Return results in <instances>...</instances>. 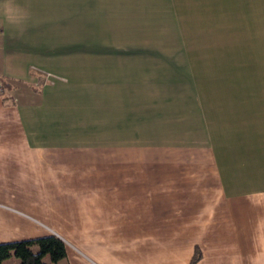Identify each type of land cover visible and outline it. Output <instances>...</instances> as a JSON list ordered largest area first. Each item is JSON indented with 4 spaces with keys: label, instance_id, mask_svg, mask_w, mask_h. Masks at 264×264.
<instances>
[{
    "label": "crops",
    "instance_id": "crops-1",
    "mask_svg": "<svg viewBox=\"0 0 264 264\" xmlns=\"http://www.w3.org/2000/svg\"><path fill=\"white\" fill-rule=\"evenodd\" d=\"M143 50L185 66L183 139L141 104ZM0 80V243L54 234L59 264H264V0H0Z\"/></svg>",
    "mask_w": 264,
    "mask_h": 264
},
{
    "label": "rangeland",
    "instance_id": "rangeland-1",
    "mask_svg": "<svg viewBox=\"0 0 264 264\" xmlns=\"http://www.w3.org/2000/svg\"><path fill=\"white\" fill-rule=\"evenodd\" d=\"M59 26L61 28L63 27V25H59ZM104 27L109 28L110 26H104ZM50 52L51 54H53L52 59H56L57 57L54 56V54L57 55L59 51H50ZM61 52L62 54L59 56L60 59H65L64 62L68 64L70 63L71 59H77L76 54L81 51L72 50V51H61ZM82 52L86 54L87 52L90 51H82ZM102 52L104 51H99V53ZM173 52L174 51L172 50H164L159 52L151 51V50L150 51L143 50L140 51V53L138 54V51H132L133 54L129 58L131 59L129 61L132 63L131 72L141 73L142 75L140 85L145 81V83H147V87H149V90H152V93L154 94V95H150L149 98H141V104L143 105L149 104L151 109L155 112V114H153L154 112L152 114L158 116L159 119L162 120V123L164 122L165 128L171 127V133L169 132V129L166 128L167 132L169 133V135H165L166 137L172 136V139H183L187 135L186 134L187 82H185L186 81L185 76L180 78L182 82H178L177 78L180 77L181 73L184 71L183 68L185 66L176 65L177 60L173 58ZM156 53L163 54L162 57L164 58L162 59L164 60L159 61L158 59L151 57L154 55L156 56ZM139 55H146V56L148 55V57L143 59V57L139 58ZM116 56H117L116 73H119L124 60L123 57H121V55L119 54V51H117ZM125 62L128 63V59L125 58ZM52 65L54 64L51 62V66ZM151 66H152V70L150 68ZM55 68L57 67L53 66L51 70H55ZM141 68H144V72L140 71ZM145 69H147V71H145ZM127 71L130 72V69L128 68ZM44 74H45L44 77L47 76L51 78L58 77L57 75L50 72H45ZM42 81H43V75L40 74V76L38 77V82H42ZM38 85H35V87H37ZM164 149H165L164 151L165 153L180 154V158L187 156L183 154L184 152H182L179 148L175 147L174 145L165 146ZM44 260L48 261L47 259ZM17 262L18 259L15 256L11 255L10 257L3 260L2 264H16Z\"/></svg>",
    "mask_w": 264,
    "mask_h": 264
},
{
    "label": "trees",
    "instance_id": "trees-1",
    "mask_svg": "<svg viewBox=\"0 0 264 264\" xmlns=\"http://www.w3.org/2000/svg\"><path fill=\"white\" fill-rule=\"evenodd\" d=\"M3 84L5 87L9 86L5 81H3ZM11 255L18 259L16 264H59V261L66 256V249L65 243L60 237L50 234L29 239L1 242L0 264ZM200 256L201 252L196 248L191 258V263L199 260Z\"/></svg>",
    "mask_w": 264,
    "mask_h": 264
},
{
    "label": "built area",
    "instance_id": "built-area-1",
    "mask_svg": "<svg viewBox=\"0 0 264 264\" xmlns=\"http://www.w3.org/2000/svg\"><path fill=\"white\" fill-rule=\"evenodd\" d=\"M3 91H4L3 83H2V81L0 80V93H2Z\"/></svg>",
    "mask_w": 264,
    "mask_h": 264
}]
</instances>
